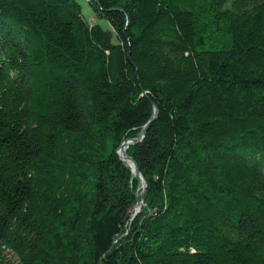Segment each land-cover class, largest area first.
Listing matches in <instances>:
<instances>
[{"label":"trees","instance_id":"16d2710c","mask_svg":"<svg viewBox=\"0 0 264 264\" xmlns=\"http://www.w3.org/2000/svg\"><path fill=\"white\" fill-rule=\"evenodd\" d=\"M0 264H264V0H0Z\"/></svg>","mask_w":264,"mask_h":264},{"label":"water","instance_id":"95a60500","mask_svg":"<svg viewBox=\"0 0 264 264\" xmlns=\"http://www.w3.org/2000/svg\"><path fill=\"white\" fill-rule=\"evenodd\" d=\"M157 112H158V109H157L156 106H154V108H153V112H152L150 118H149L148 121L143 125V127H142V129H141L139 135H138L137 137L127 138V139L123 140V141L119 144V146L117 147V149H116L117 154L120 156L121 159H123V160H125V161L127 162V164L129 165V167H131L130 163H132L133 168L131 167V169H132V171L134 172V174L136 175L138 182H139L141 179L143 180V178H142V176H141V174H140V172H139V170H138V167H137V164H136L135 160H134L131 156H129V155H125L124 157L121 156V155L119 154L118 150H119L121 147H123V145H125L126 143H132V142H136V141L141 140V139L143 138V136L145 135V133H146V130H147V127H148L149 123L151 122V120H153V119L156 117ZM144 187H145V184H144ZM140 201H143V195H141V200H140ZM138 210H139V208L136 209V210H134L133 213H132V216H134Z\"/></svg>","mask_w":264,"mask_h":264},{"label":"bare ground","instance_id":"6f19581e","mask_svg":"<svg viewBox=\"0 0 264 264\" xmlns=\"http://www.w3.org/2000/svg\"><path fill=\"white\" fill-rule=\"evenodd\" d=\"M129 144H130V143H126L125 145H123V147H121V148L118 150V152H119V154H120L121 156L124 157L125 155H127L126 150H127L128 146H129ZM130 165H131V167L133 168L132 163H130ZM131 167H130V168H131ZM131 171H132V169H131ZM132 173H134V172L132 171ZM143 189H144V181L141 179V180L138 182V186H137V188H136V190H135V193H136L137 195H139V194H141V193L143 192ZM140 200H141V197H140V198H137V200L135 201V203H134V205H133V208H132V213H133L134 210L138 209V208L140 207V205L142 204V201H140Z\"/></svg>","mask_w":264,"mask_h":264},{"label":"rangeland","instance_id":"374dc122","mask_svg":"<svg viewBox=\"0 0 264 264\" xmlns=\"http://www.w3.org/2000/svg\"><path fill=\"white\" fill-rule=\"evenodd\" d=\"M84 12L86 13L87 17L89 18V20H90L91 22L94 21V17H93V15L89 13L90 11H89V9H88L86 6H85V10H84ZM88 14H89V16H88ZM101 22H102L103 26H105V27H109L108 23H107L105 20H102ZM185 146H186V147H189V143H188V141H185ZM185 146H184V144L180 145V146L177 148V151H182V149H183ZM143 181H144V180H143ZM125 236H126L125 234H124L123 236H122V235L118 236V237H117V241L115 242V245L119 247L120 244L122 243V241H124L123 238H124ZM115 240H116V239H115Z\"/></svg>","mask_w":264,"mask_h":264}]
</instances>
